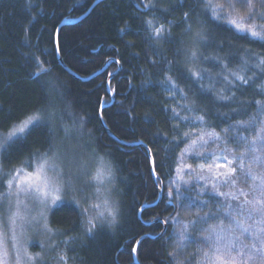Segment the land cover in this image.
Here are the masks:
<instances>
[{
    "label": "trees",
    "instance_id": "obj_1",
    "mask_svg": "<svg viewBox=\"0 0 264 264\" xmlns=\"http://www.w3.org/2000/svg\"><path fill=\"white\" fill-rule=\"evenodd\" d=\"M94 1L0 0V136L41 117L1 150L0 190L13 171L30 170L53 151L65 153L75 145L82 159L93 155L109 164L117 216L111 227L94 223L89 232V214L64 187L48 223L64 235L66 264H133L135 242L162 232L163 223V236L138 242L137 263L197 260L210 247L204 239L208 227L227 229L254 204L253 193L264 201V183L248 175L251 169L264 178V143L255 140L264 131V39L214 15L211 0H102L79 23L60 27L61 60L81 79L110 59L121 66L110 79L114 104L101 111L115 139L97 113L100 103L110 101L106 80L117 64L81 82L59 66L54 51L59 23L78 18ZM253 3V19L264 25V0ZM233 4L241 13L248 9L245 0ZM139 142L152 155L157 186L146 149L122 145ZM194 148L204 165L220 160L235 172L227 179L218 175L225 167L197 172L195 158L182 162L185 149ZM157 187L160 202L142 209L138 219L142 205L157 200ZM245 199L250 201L241 206ZM156 219L161 222L146 226ZM185 228L188 239L179 248Z\"/></svg>",
    "mask_w": 264,
    "mask_h": 264
},
{
    "label": "rangeland",
    "instance_id": "obj_2",
    "mask_svg": "<svg viewBox=\"0 0 264 264\" xmlns=\"http://www.w3.org/2000/svg\"><path fill=\"white\" fill-rule=\"evenodd\" d=\"M213 1L212 9L218 15L222 16V19L227 22L229 25V15L228 13L232 12L231 4L235 0H211ZM211 1H208L211 5ZM259 3L262 0H258ZM222 5L223 11L218 9L216 6ZM239 11V10H238ZM248 9L245 13L246 14ZM234 15V13H233ZM254 17V16H253ZM255 23V20L245 21V24ZM260 29V21L255 23ZM238 32H247L238 30L234 25H232ZM250 34L249 32H247ZM31 118V117H30ZM20 122L18 125L12 128L7 134L0 136V153L1 150L7 146L13 139L20 137L22 134L17 136H12L10 138V133L14 132L17 128L22 126L25 121ZM29 125L25 131L28 130ZM24 131V132H25ZM259 138L264 139V131H259L256 133V142L264 143V141L259 140ZM202 143H198L197 147H200ZM70 148V147H69ZM73 149L66 151L65 153L54 152L46 156L51 158L52 161H55L57 165L62 169V174L59 178V183L61 185L60 191L53 193V195H58L60 200L56 203H52L51 196L44 198L38 195L35 190L32 191H22L21 189H27L28 184H17L13 177H18L23 179L27 174H32L37 171V165L40 161L33 163V166L30 170L21 168L13 171L6 180H4L5 187L0 190V252H3V259L5 264H66V259L61 260L60 257L63 255L65 258H68L67 246L63 238V234L59 231H54L53 228L48 223V212L55 207V205L62 202V197L64 194L63 188L66 187L71 192L74 202L78 203L87 211L85 213L89 214V218H96L94 223L98 226L105 225L111 227L113 222L111 217L108 216L107 208L116 209V200L114 197L113 189V179L112 174L105 177L103 181H98L93 179L96 174L98 167L103 166L107 171H110L109 164L102 162V158L96 156H88L86 159H82L80 148L71 147ZM198 150L190 149L185 152L182 157V162L186 161L188 157L193 159L198 155ZM227 158V157H226ZM97 159H99L97 161ZM199 167L197 172L203 173L206 170L210 171L207 164H203L202 161L195 158L194 159ZM97 161V163H96ZM223 161L216 160L215 165L212 166L216 170V165H221ZM96 163V164H94ZM94 164V166H93ZM254 162L250 163L248 167H253ZM94 168V169H92ZM49 176L55 175L51 169L46 170ZM92 171V172H91ZM13 180V186L9 188L8 181ZM31 183L35 186L42 187L41 181L36 177H33ZM258 191L255 190V192ZM254 195L250 200L254 201V204L241 210L240 214L234 216L235 221L230 223L227 230L229 235L238 237L235 241L236 249L233 251V255H236L239 251V248L248 245V248L244 249V261L245 264H264V253L260 252L261 255L257 254V251L251 250V245L255 244L256 249L262 247L261 241H264V201L261 197V194L253 193ZM262 199V201H261ZM245 199L241 206H245ZM107 201V205L105 204ZM236 203V201H235ZM238 203V201H237ZM99 205V207H95ZM100 213H103V216H99ZM86 214V215H88ZM117 216V214H116ZM256 221L259 222V225L256 224ZM219 226V225H218ZM214 226L208 227L206 231V236L211 234ZM244 228H249L250 233L244 232ZM180 236V235H179ZM178 244L182 243L180 238H177ZM177 244V245H178ZM264 246V245H263ZM39 254V256H37ZM203 255L197 258V260L183 258V264H199V261ZM251 255L253 259H247ZM29 256L36 257L35 261L29 260Z\"/></svg>",
    "mask_w": 264,
    "mask_h": 264
},
{
    "label": "snow or ice",
    "instance_id": "obj_3",
    "mask_svg": "<svg viewBox=\"0 0 264 264\" xmlns=\"http://www.w3.org/2000/svg\"><path fill=\"white\" fill-rule=\"evenodd\" d=\"M247 4L248 11L246 14H241L236 8L235 5H231L232 12L228 13L229 15V23L234 25L238 30L241 31H247L249 32L252 36L254 37H259L264 39V25H260L261 30H257V25L255 23L252 24H245V21L251 20L253 18L252 14L255 10V5L253 3V0H245ZM218 9L223 11V6L222 5H217L216 6ZM234 13V15H233ZM185 17H188V13L184 14ZM214 15H216V12L214 11ZM262 16H264V13H262ZM217 18H219L217 16ZM189 28H191V25H189ZM163 30V26L161 28L155 29V33L157 36L160 35V33ZM195 55V53H193ZM264 63V61H262ZM241 80H244L243 77H238ZM245 83L247 82L246 80L244 81ZM259 103V102H258ZM41 117L39 116H33L29 118L28 121H25L22 126L17 128L14 132L10 133V138L12 136H17L18 134L24 133L25 129L29 125L35 126L40 122ZM200 140H203V136L200 137ZM197 141L192 142V146H195ZM190 149H185V151H189ZM254 160L259 161L260 157L256 156L253 157ZM225 160L227 158L225 157ZM229 164L231 163L230 161L228 162ZM210 169L213 167L212 165L208 166ZM217 168L219 167H225L227 170L224 173H218V175H223L225 179H227L229 176H231L234 172V168L227 167L226 165H216ZM241 167H243V164H241ZM47 169H51L55 175L49 176L47 173ZM62 174V169L60 168L59 165L55 163V161H52L51 158L45 157L43 158L37 165V171L32 174H27L24 176L23 179H20L18 177H13V180L19 185V184H24L27 183L28 187L27 189H21L22 191H32L35 190V192L44 197L47 198L48 196H51V201L52 203H56L58 200H60V197L58 195H53V193L60 191L61 185L59 183V178ZM111 173L110 171H107L103 166L98 167L96 170V174L93 177V179H96L98 181H103L105 177L110 176ZM248 175L252 176V179H260L261 183H264V178H261L259 176H254L252 175L251 169L248 171ZM33 177H36L38 180L41 181V184L43 185L42 187L35 186L31 183ZM203 177H201L202 179ZM13 180L8 181V186L11 188L13 186ZM235 183V181H233ZM107 201H105V204L107 205ZM95 207H99V205H96ZM108 212V216L111 217L112 221L114 222L116 219V211L113 208H107L106 209ZM87 211V209H85ZM103 213H100L99 216H103ZM96 218H90L87 222L89 225L92 227H89L87 230L89 232L92 231V228L94 227V220ZM230 230H227L224 228L223 225L217 227H213L212 232L210 235L204 237L206 242H211L210 247L208 250L203 251V255L199 261V264H245L244 261V249L248 248V245H244L239 248V251L237 252L236 255H233V251L236 249V244L235 241L238 239V237H235L233 235H229L228 232ZM246 233H250L249 228H244L243 230ZM185 232H187V228H185L184 232H181L180 234V240L185 241L188 239V236L185 235ZM262 245H264V241H261ZM177 247H180L178 244ZM251 250L253 251H260L264 253V246H262L260 249H256L255 244L251 245ZM135 251V249L133 250ZM3 252H0V264H5V261L3 259ZM39 256V254H37ZM254 257L249 255L247 259H253ZM36 257L29 256V260L35 261ZM61 260L66 259L63 255L60 257Z\"/></svg>",
    "mask_w": 264,
    "mask_h": 264
},
{
    "label": "water",
    "instance_id": "obj_4",
    "mask_svg": "<svg viewBox=\"0 0 264 264\" xmlns=\"http://www.w3.org/2000/svg\"><path fill=\"white\" fill-rule=\"evenodd\" d=\"M100 1L102 0H95L92 4H90V8L82 15H80L78 18L76 19H71V18H65L64 20H62L58 27L55 29V33H54V37H53V41H54V51L56 53V61L58 62L59 66H61V68L66 72L68 73L70 76H72L74 79H76L77 81H87V80H90V79H93L94 77L96 76H99L103 73V70L105 69L106 65L108 63H116L117 64V69L116 71L114 72V74L112 76H108L107 80H106V92H108V94L110 95V101L108 104H104V103H100L101 106L98 110V121H99V124L101 125V127L103 128V130L105 131V133L108 134V136H111L112 138H115L114 135H112V133L108 130L107 126L104 125V122H103V118H102V114H101V111L104 110L106 107H110L114 104V101H115V96H114V92H110L109 90V85H110V79L111 77H113L114 75L118 74L120 71H121V66L119 65V63L114 59H110L109 61H107L104 65H103V68L98 70L96 73H94L93 75H91L90 77L88 78H80L78 77L74 72L70 71L64 64V62H62L61 60V57H60V53L58 51V47H57V44H58V40H57V37H58V32H59V28L62 27V26H68L69 24H76V23H79V21H81L82 19L86 18V16L90 13V11L95 7V5H97L98 3H100ZM116 139V138H115ZM123 146H126V147H129V146H142L146 149L147 151V155L149 156V159H150V166H151V177H153V180H154V183L156 185V177H155V172H154V166H153V159H152V155H150V151L149 149L147 148L146 145H144L142 142H139V143H134V144H125L123 143L122 144ZM157 186V185H156ZM158 188V187H157ZM161 189L158 188V196H157V200L155 202H153V204H143L142 207L139 209V212H138V219H139V216L142 212V209H145V208H151L153 206H155L156 204H158L161 200ZM161 222V220L159 219H156L154 220L153 222H150V223H145L146 226H150V225H154L155 223H159ZM162 232H160L159 234L157 235H154V236H151V235H144V237H141L139 238L136 242H135V245L133 246V249H132V259H133V264H138L137 263V259H136V254H135V251H133L134 249L136 250L137 246H138V242L142 239H144L145 237L146 238H150V239H159L161 236H163L164 232H165V228H166V224L163 223V227H162Z\"/></svg>",
    "mask_w": 264,
    "mask_h": 264
}]
</instances>
